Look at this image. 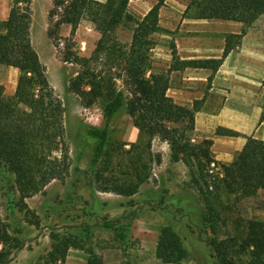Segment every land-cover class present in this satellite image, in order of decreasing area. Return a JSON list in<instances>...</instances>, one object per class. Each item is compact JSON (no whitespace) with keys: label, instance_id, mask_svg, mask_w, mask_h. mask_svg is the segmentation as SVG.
<instances>
[{"label":"trees","instance_id":"16d2710c","mask_svg":"<svg viewBox=\"0 0 264 264\" xmlns=\"http://www.w3.org/2000/svg\"><path fill=\"white\" fill-rule=\"evenodd\" d=\"M129 1L52 0V7L48 11L51 24L47 34L54 42L60 39L58 29L61 24H69L70 35H73L85 15L92 20L100 34L88 57L70 50L71 38L66 40L68 42L64 46L65 61L79 66V71L69 81V91L78 96L85 107L98 101L102 105L103 127L89 126L86 129V134L97 140L90 168L94 170L100 165L99 170L95 171L98 189L126 197L137 193L149 178L153 160L160 161V155H153L150 150L151 140L157 136L169 143L170 159L187 166L191 184L203 193L209 185L204 166L213 160L210 151L212 141L204 139L200 145L190 142L194 116L203 99L194 100L190 107L174 102L166 93L169 73L172 69L185 67L216 71L228 52L240 42L246 28L264 13V0H185L184 13L192 11L197 19L240 22L242 30L238 34L225 35V45L219 58L179 60L172 45L173 63L166 71H153L150 61L154 44L151 35L159 29L158 13L166 0H155L140 18L128 12ZM30 2L12 0L6 20L0 21V65L18 70L11 96L4 95L0 86V160L15 173L21 199L42 190L54 178L62 180L67 171L66 166H60L61 161L49 159L60 143L62 151H66L62 141L63 108L49 84L45 65L30 40ZM122 26L131 30L127 44L119 41L117 36V29ZM118 80L123 87L118 85ZM122 109L138 129L140 137H145L143 150L149 162L145 158L143 160L137 151L130 154L139 150L140 145L129 143L125 154H119L120 158H126L125 168L120 169V176L112 177L103 174L111 158L107 150L109 123ZM263 121L264 110L260 115V122ZM215 133L239 135L236 131L220 127ZM219 165L223 176L214 183L216 191L233 195L236 200L264 192V140L246 136L244 145L233 160ZM211 193L203 194L208 202ZM136 215V210H129L113 219L104 217L101 224L102 228L112 230L114 239L120 242L117 247L124 255L130 246L123 245V242L128 243V233ZM220 243L215 246L220 247ZM0 245V264L7 263L10 254L22 245L21 241L8 233L1 218ZM73 245L77 244L70 238H61L54 244L49 258L59 260V264H67L65 254ZM240 247L249 249L250 264H264V221L255 219L247 222ZM155 255L163 263H178L185 256L181 243L169 226L159 231ZM121 264L130 263L125 259Z\"/></svg>","mask_w":264,"mask_h":264},{"label":"rangeland","instance_id":"374dc122","mask_svg":"<svg viewBox=\"0 0 264 264\" xmlns=\"http://www.w3.org/2000/svg\"><path fill=\"white\" fill-rule=\"evenodd\" d=\"M179 1L180 5L185 3L184 0ZM154 2L131 1L128 12L140 18ZM183 17L192 18L193 12L184 13ZM46 19L47 25L42 13L35 18L33 47L45 65L49 84L63 108L62 141L66 151H62L60 143L49 159L61 161L60 166H66L67 171L62 180L54 178L42 190L21 199L15 173L0 160V218L5 222L8 233L22 242L5 264H59V260L49 258V253L61 238H70L77 244L68 248L65 254L67 264L70 258H75L76 264L102 262V256L107 263L115 264V252L121 256L117 264L125 259L130 264H162L155 250L159 231L165 226L176 234L185 256L178 263L163 264H250L249 249H241L240 241L249 220L264 221V192L236 200L233 195L216 191L214 183L223 176V172L219 165L221 162L213 158L212 152L213 160L204 166L209 184L204 192H212L208 197L210 203L204 192L191 184L187 166L170 159L169 143L157 136L152 138L150 150L153 155H160V161L153 160L149 178L137 193L126 197L98 189L95 171L100 165L94 170L90 168L97 140L88 136L86 129L89 126L103 127L102 105L98 101L85 107L80 98L69 91V81L77 74L79 66L65 61L64 46L71 38L70 50L88 57L100 34L85 15L73 35L58 33L60 39L54 42L47 32L44 33L45 27L48 29L51 24L49 18ZM159 19V29L151 35L154 42L150 51L153 71H165L172 65L174 34L180 23L177 16L167 13ZM117 36L119 41L127 44L131 30L122 26L117 29ZM175 50L179 58L176 47ZM14 76L11 69L0 68V86L6 96L14 92ZM117 82L123 87L120 80ZM203 140L194 139L193 132L190 135L192 144L200 145ZM129 143L140 145L139 150L130 154L137 151L143 160L145 158L149 162L143 150L145 137H140L138 129L122 109L109 123L107 150L111 158L104 175L120 176V169H124L126 163V158H120V155L129 149ZM133 209L137 215L131 223L128 243L123 242V245L130 246L124 255L117 247L120 242L114 239L112 230L102 228L101 224L104 217L113 219ZM219 243L220 247H216Z\"/></svg>","mask_w":264,"mask_h":264},{"label":"crops","instance_id":"0c3cea01","mask_svg":"<svg viewBox=\"0 0 264 264\" xmlns=\"http://www.w3.org/2000/svg\"><path fill=\"white\" fill-rule=\"evenodd\" d=\"M131 1L138 0H130L129 3ZM11 2L12 0H0V21L6 20ZM179 2V0H166L159 9V17L167 13L177 16L180 22L173 40L179 60L219 58L225 45V35L238 34L242 30V23L236 21L182 18L186 2L184 0L183 5ZM51 7L52 0H31L30 40L32 45V28L37 14L42 13L47 25L46 17ZM149 9L150 6L142 16ZM159 22H161L160 19ZM70 29L69 24L63 23L58 33L62 36L70 35ZM46 32L45 27L44 33ZM1 67L5 70L11 69L12 75H15L14 86L17 69L6 65H0ZM263 79L264 13L246 28L240 42L228 52L216 71L195 67L170 70L169 87L166 93L177 104L188 107L194 100L203 99L194 116V139H210L213 158L221 163H229L244 145L246 136L264 140V121L260 122V115L264 110ZM219 127L236 131L239 135L216 134L215 131ZM114 255V263L117 264L121 256L116 252ZM102 258L103 261L99 264H111V262L107 263L104 256ZM68 263L76 264L77 262L75 258H70Z\"/></svg>","mask_w":264,"mask_h":264}]
</instances>
